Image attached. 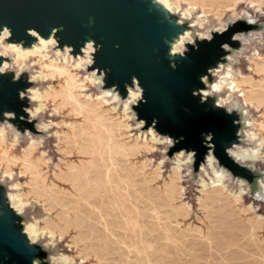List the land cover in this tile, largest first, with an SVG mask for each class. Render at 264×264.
<instances>
[{
    "label": "rangeland",
    "instance_id": "1",
    "mask_svg": "<svg viewBox=\"0 0 264 264\" xmlns=\"http://www.w3.org/2000/svg\"><path fill=\"white\" fill-rule=\"evenodd\" d=\"M169 1L179 2L180 10L194 9L189 21L195 34L207 35L227 23L245 26L244 48L230 59L246 76L234 79L247 103L248 129L257 134L248 144L255 146L264 140V0ZM8 46L0 44V50L11 57ZM30 63L28 111L36 132L12 143V126L0 123V178L27 203L24 221L53 234L55 247L46 250L47 259L57 264L62 257L68 264H264V192L247 184L245 194L235 195L239 185L229 176L210 188L208 167L194 170L185 155H170L171 145L163 138L151 140L132 104L126 111L124 100L97 99L104 95L102 86L75 67L77 59L49 51ZM48 89L37 96L43 109L35 111L40 103L30 90ZM233 100L242 102L237 94ZM31 140L38 144L28 147ZM254 165L264 180V146ZM45 238L51 240L45 234L38 244Z\"/></svg>",
    "mask_w": 264,
    "mask_h": 264
},
{
    "label": "water",
    "instance_id": "2",
    "mask_svg": "<svg viewBox=\"0 0 264 264\" xmlns=\"http://www.w3.org/2000/svg\"><path fill=\"white\" fill-rule=\"evenodd\" d=\"M190 15L183 16L180 9L166 10L153 0H0V25H8L13 31L12 38L23 40L26 46L32 39L25 34L28 28L35 29L44 38H47L52 28H57L59 45H71L76 52L87 40L100 45L95 53V66L107 69L106 86L117 85L124 95L117 98L111 89L100 84L105 96L111 95L113 100L121 99L125 104L128 103L131 94L128 90L125 92L124 86L130 85L132 77H136L143 89L145 101L137 108L132 104L133 114L137 111L138 118L145 120L141 121L134 115L137 121L149 129L150 135H158L168 143L170 138L163 134L184 138L175 147L174 141L169 143L170 155L178 154L179 158L183 154L186 161L192 162L194 170L208 167L212 174L206 162V157L211 154L215 159L213 166L223 172V179L231 177L239 185V190H244V194L247 184L251 190L264 192L259 185L264 180L255 172L254 162L238 161L228 153L234 145L241 148L257 147L258 140L255 146L248 144L256 138L251 140L246 136V131H250L243 119L250 121L247 113L243 114L246 106L234 101L233 96L230 101L221 102L228 96L227 89L218 92L212 89L223 69L230 67L239 73L232 67L230 57L244 48L240 41L245 26L242 23H227L230 28L225 34H214L211 42H197L199 50H193L191 45H187L188 41L204 34L192 33L194 24H190ZM200 21L195 20L198 23ZM233 33L235 38H231ZM181 37L182 47L187 45L189 49L187 58L170 57L168 52L171 43ZM222 43L232 46L226 54L220 49ZM218 60L216 67L209 69L207 77L200 83L199 77L207 68L215 66ZM171 63L176 64L175 69L170 67ZM221 65V71L213 72ZM91 78L96 81V78ZM29 82L24 77L17 83H12L10 76L0 77V108L17 113V120L12 123L19 125V129L11 125L16 142L20 135L36 132L34 121L29 117L33 113L28 111V99L22 101L17 95L18 89H30L32 83ZM198 88H201L199 94L202 100L214 99L224 110H231L233 116L225 115L223 109L199 103V97L191 95ZM34 92L36 90H30L31 98ZM24 107L26 113L22 111ZM20 116H25V120L21 121ZM153 119L157 120V124L152 122ZM0 131L3 132V129L0 128ZM209 132L214 134V145L210 143L211 137L206 136L205 140L209 143L203 146L201 133ZM181 148L195 150L197 155ZM2 181L0 178V264H31L35 257H45L43 264H57L53 258L47 259L45 252L38 248L39 244L36 247L28 245L27 240L29 243L32 240L26 227L33 222L24 221V207L21 210L15 208L10 198L12 193Z\"/></svg>",
    "mask_w": 264,
    "mask_h": 264
},
{
    "label": "clouds",
    "instance_id": "3",
    "mask_svg": "<svg viewBox=\"0 0 264 264\" xmlns=\"http://www.w3.org/2000/svg\"><path fill=\"white\" fill-rule=\"evenodd\" d=\"M154 3H157V0H154ZM160 5V4H159ZM177 25H180V23L175 20ZM229 26L225 25L222 28L215 29L211 32H209L207 35H198L194 36L192 39H190L187 43V45H191L193 50H199V44L197 42H211L214 39V34L216 35H223L229 30ZM57 28H52L51 32L48 34L47 38L42 37L35 29L33 28H28L25 30L26 36L32 38L31 41L25 45V42L23 40H14L13 37V31L12 29L6 25H0V44H5V45H10L12 46V50L14 55L9 57L7 52L5 51H0V77H9L11 79L12 83H17L21 80L22 77H24L27 81V83L30 84L28 77L26 76V73L29 71L31 67L30 61L34 59V57L37 54H45L48 53L49 51L55 52L57 55H64L68 58H75L79 60V63L75 64V67L78 69H82L86 73H89L92 77L96 78V82L101 84L103 87L111 89L112 92L116 94L117 98L123 97L124 95L121 94V92L118 90L117 85H111V86H106V73L107 69H101L95 66V53L99 50L100 45L95 44L94 41L92 40H87L86 42L83 43V46L79 48V51L76 52L74 50V47L71 45H64L61 47L59 45V38L57 37ZM231 38L234 37V33L232 34ZM176 41V38L174 41L171 43L168 55L170 57H179L181 59H186V53L188 52V48L186 46L182 47L181 49H176L174 47V42ZM95 45V46H94ZM232 46L229 43H222L220 45V49L222 50L223 53L226 54V51L230 49ZM16 53H19L17 55ZM178 53V54H177ZM225 54L223 56H225ZM222 56V57H223ZM86 57V58H85ZM219 60L216 62L215 66H210L209 68L206 69V72L202 74L199 77V82L201 83L202 80H204L207 77V73L209 69H214L217 65ZM170 67L173 69L176 68L175 63H171ZM33 81L36 79L35 76L31 78ZM133 85L135 90L133 91ZM29 87L20 90H17V95L20 100H27V92ZM124 90H128V92L131 93V99L128 103L124 105L125 110H130V105L134 104L135 108L139 107V105L144 101L143 98V89L140 87L138 80L136 77H132L131 79V84H125ZM201 88L194 89L191 93L193 97H199V103L201 104H207L210 105L214 109H223L222 106L217 105L214 101V99L211 98H205L204 100L201 99V96L199 94ZM111 94V92L109 93ZM207 96V94H205ZM35 99V97H33ZM24 113H26V107L22 109ZM225 115L228 116H233V113L231 110H224ZM134 115L138 118V113L137 111L134 112ZM25 116H20L19 119L21 121L25 120ZM139 119V118H138ZM17 120V113L14 111H9L4 108H0V122H7L12 126H15L19 129V125L12 123V121ZM141 121H145L143 119H139ZM235 119L232 120V124L234 125ZM152 122H155L157 124V120L153 119ZM167 137L170 138L169 143L171 144L173 141L174 147L176 144H178L180 141H182L184 138L181 136L179 138H173L170 135L163 134ZM203 140H202V145L205 146L209 141L205 140L206 136H210L211 140L210 143L213 144V137L214 134L209 132L207 134L201 133ZM214 145V144H213ZM183 151H189L196 154L195 150H189L185 148H181ZM5 198V196H4ZM7 202V201H6ZM8 205V202H7ZM41 237L37 235L35 239H32L31 243L27 240V243L29 246H35L38 244L39 239ZM46 242L43 245H40L38 248L46 252V250L50 247H55V241L54 240H48L47 238ZM36 247V246H35ZM45 257L39 258L35 257L31 260V264H43Z\"/></svg>",
    "mask_w": 264,
    "mask_h": 264
},
{
    "label": "bare ground",
    "instance_id": "4",
    "mask_svg": "<svg viewBox=\"0 0 264 264\" xmlns=\"http://www.w3.org/2000/svg\"><path fill=\"white\" fill-rule=\"evenodd\" d=\"M153 2H154V0H153ZM157 2L160 4H157L158 6H160V7H162V8H164V9H166V10H170V11H175V10H178L179 9V2L176 4V5H171V3H170V1L169 0H157ZM194 10V9H193ZM193 10H191V9H189L188 8V5H187V7L185 8V9H183L182 10V15L183 16H188V15H190L191 13H192V11ZM180 42H183V38L181 37V38H178V39H176V41L174 42L175 43V45H174V47L176 48V49H181L182 48V43H180ZM10 50H12V47H10ZM17 55H19V53H16ZM257 55L258 56H260L257 52H255L254 53V56L255 57H257ZM263 57V56H262ZM258 58V57H257ZM262 59V58H261ZM260 59V60H261ZM51 62H53V61H51ZM256 62V61H255ZM78 63H79V61H78ZM58 64V63H57ZM64 64L65 65H67V61H65L64 62ZM254 64H256V63H254ZM48 66V65H47ZM57 66V65H56ZM68 66V65H67ZM221 68H222V65L220 66V67H217V69L216 70H214L213 72H216V73H218L219 71H221ZM60 69V68H59ZM47 70V69H46ZM62 70V69H61ZM66 71V70H65ZM64 72V71H63ZM235 77H246V76H243L242 74H240V73H235L230 67H227V68H225V69H223L222 71H221V73L219 74V79H218V81L215 83V85H213L212 86V89L214 90V91H220V90H222L223 88H226L227 89V91H228V96L225 98V99H223V100H221V102H224V101H230L231 100V98H232V96H233V94H235V93H237L238 94V96L239 97H241V100H242V103H243V105H245L246 106V104H245V101L243 100V98H242V94H240V92L238 91V85H237V83H236V81H235ZM50 89V88H49ZM49 89L48 90H46V91H44L43 93H39L38 91H36V92H34L33 93V97H35V99L36 100H38L39 101V103H40V105H39V108H38V110H41V109H43L42 107H41V102H40V100L37 98V96L38 95H44V94H46V92L47 91H49ZM131 94V93H130ZM103 99V101H104V103L106 102L105 100H104V98H105V95H103V96H101V97H99V98H97V99ZM130 99H131V95H130ZM99 101V100H98ZM221 102L219 103L218 102V104H221ZM247 113V111L245 110V112H243V114H246ZM244 119V122H246V124H247V126H250L251 125V122L250 121H246V119L245 118H243ZM257 126V125H256ZM261 127H262V125H261ZM0 136H2L3 137V142H4V134H3V132L2 131H0ZM151 136V140L153 139V140H155V138L153 137V134H151L150 135ZM246 136L249 138V139H251V140H254L255 138H257V134L255 133V132H252V131H246ZM12 143H16V139L15 138H13V140H12ZM38 143L37 142H31L30 144H29V146L28 147H30L31 145H37ZM3 146V145H2ZM262 146H264V140L263 139H259L258 140V144H257V147H253V148H241V147H239V146H236V145H234L233 146V148H231L230 150H228V153H229V155L231 156V157H233L234 159H236V160H238V161H241V162H245V161H252V162H254V161H256L257 159H258V157H259V154H260V148L262 147ZM28 147L26 148V149H28ZM26 149H24L22 152H24ZM6 150V149H5ZM32 150V149H31ZM3 153V152H2ZM22 158V157H21ZM214 158H213V156L211 155V154H209L207 157H206V162H207V164L211 167V170H212V177L210 178V188H211V186H218V185H221V183H222V180H223V177H224V174H223V172L221 171V170H217L214 166H213V162H214ZM178 169V168H177ZM11 174V173H10ZM8 175L9 177H11V175ZM202 187H205V186H208V184H206V183H204V182H202ZM259 185H260V188L262 189V190H264V183H261V182H259ZM223 187V186H222ZM224 188V187H223ZM204 191V190H203ZM244 193V190L242 189V188H240V190H239V192L237 193V194H235V195H240V197H241V195ZM18 195L19 194H12L11 196H10V198H11V201L13 202V205L15 206V208H17V209H19V210H21L25 205H27V203H22L21 202V200L19 199V198H17L18 197ZM235 195H233V196H235ZM20 197V196H19ZM185 206H188V205H186V204H184ZM189 207V206H188ZM37 226H38V224L37 223H31V224H29L27 227H26V232L28 233V235H29V237H30V239L32 240V239H35L36 237H37V235H39V236H43V235H47L51 240L54 238V236H53V234L52 233H49V232H38V229H37ZM60 262L62 263V264H68V263H70V262H68V260H67V257H62V258H60Z\"/></svg>",
    "mask_w": 264,
    "mask_h": 264
}]
</instances>
